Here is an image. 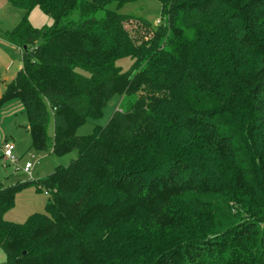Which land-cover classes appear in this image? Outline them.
I'll list each match as a JSON object with an SVG mask.
<instances>
[{"label": "trees", "instance_id": "1", "mask_svg": "<svg viewBox=\"0 0 264 264\" xmlns=\"http://www.w3.org/2000/svg\"><path fill=\"white\" fill-rule=\"evenodd\" d=\"M7 1L22 68L0 109L20 100L35 151L76 159L0 186L2 264H264V0H159L156 28L108 8L136 0ZM114 95L126 110L77 136ZM30 183L48 214L6 220Z\"/></svg>", "mask_w": 264, "mask_h": 264}, {"label": "rangeland", "instance_id": "2", "mask_svg": "<svg viewBox=\"0 0 264 264\" xmlns=\"http://www.w3.org/2000/svg\"><path fill=\"white\" fill-rule=\"evenodd\" d=\"M108 8L122 15L143 18L149 21L153 28H156L162 21L163 8L159 0H136L126 3L120 8H117L116 4L113 3ZM21 16V10L13 7L7 0H0V79L2 80L7 79L9 81L11 75L22 65L20 51L16 47L3 42V34L12 31ZM29 21L35 29L39 30L53 25V19L44 14L39 8L31 11ZM132 26L127 25L126 27L131 31ZM116 64L123 72H129L134 66V61L125 57L117 60ZM0 89L1 93H4V83L1 84ZM129 102L130 99L128 97L114 95L108 100L103 109L102 117L98 120H89V122L80 126L76 131L77 136H89L94 133L96 127H105L116 111L126 110ZM27 122L22 103L18 99L7 102L0 109V142L3 143L9 139L15 145V156L19 159L17 165L10 164L3 158L0 148V186L15 184V179L17 178L19 182L28 179L19 168H24L25 164L30 161L29 153H35L41 158V162L35 165L32 172V179L36 181L46 178L57 167H68L76 159L75 152L57 157L50 152V149L35 151V148L32 147V138L24 128ZM53 133V123L51 122L48 135L52 137ZM45 192V190L39 191L33 183L23 186L16 193L14 205L6 212L5 219L13 223L23 224L33 214L47 215L49 196ZM4 261L5 254L0 250V264Z\"/></svg>", "mask_w": 264, "mask_h": 264}, {"label": "built area", "instance_id": "3", "mask_svg": "<svg viewBox=\"0 0 264 264\" xmlns=\"http://www.w3.org/2000/svg\"><path fill=\"white\" fill-rule=\"evenodd\" d=\"M0 148L2 150L3 158L5 159V161L14 166L18 164L19 159L15 156V145L11 141L5 140L3 143L0 142ZM28 157L30 158V161L25 164L24 168L19 169L28 177L27 180L32 181L33 169L35 165L41 162V158H39L35 153H29ZM45 194L49 196L48 191H46Z\"/></svg>", "mask_w": 264, "mask_h": 264}, {"label": "crops", "instance_id": "4", "mask_svg": "<svg viewBox=\"0 0 264 264\" xmlns=\"http://www.w3.org/2000/svg\"><path fill=\"white\" fill-rule=\"evenodd\" d=\"M22 16H23V13H22ZM22 16H21V18H22ZM21 18H20V20H21ZM19 20V21H20ZM19 23V22H18ZM3 42L5 43H7V44H9L4 38H3ZM9 45H11V44H9ZM13 46V45H12ZM15 47V46H14ZM17 48V47H16ZM18 49V48H17ZM19 50V49H18ZM21 68H22V65H21V67L16 71V72H14L12 75H11V78H10V80L8 81L7 79H0V86H1V84H3L4 83V85H5V87H6V84L7 83H9L10 81H12L14 78H15V76L17 75V73L21 70ZM1 90V89H0ZM0 93H1V91H0ZM3 93H1L0 94V96L2 95ZM24 128H25V130L27 131V129H26V126H24ZM28 132V131H27ZM29 133V132H28ZM9 140V139H8ZM10 141V140H9ZM26 178V177H25ZM26 181V180H25ZM17 182H19V180H18V178L17 179H15V183H17ZM24 182V181H23ZM13 185V184H12ZM4 186V185H3ZM10 186V185H9Z\"/></svg>", "mask_w": 264, "mask_h": 264}]
</instances>
